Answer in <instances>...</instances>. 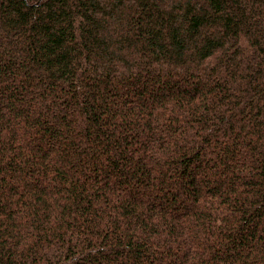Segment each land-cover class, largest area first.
Instances as JSON below:
<instances>
[{"label":"trees","instance_id":"trees-1","mask_svg":"<svg viewBox=\"0 0 264 264\" xmlns=\"http://www.w3.org/2000/svg\"><path fill=\"white\" fill-rule=\"evenodd\" d=\"M0 264H264V0H0Z\"/></svg>","mask_w":264,"mask_h":264}]
</instances>
